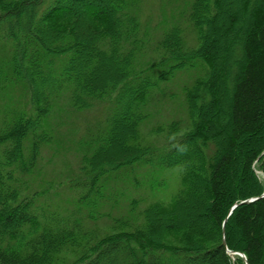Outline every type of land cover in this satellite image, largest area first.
Wrapping results in <instances>:
<instances>
[{"label":"trees","instance_id":"obj_1","mask_svg":"<svg viewBox=\"0 0 264 264\" xmlns=\"http://www.w3.org/2000/svg\"><path fill=\"white\" fill-rule=\"evenodd\" d=\"M152 1L0 0V264H264V0ZM105 109L66 150V113ZM147 167L179 169L167 200Z\"/></svg>","mask_w":264,"mask_h":264},{"label":"rangeland","instance_id":"obj_2","mask_svg":"<svg viewBox=\"0 0 264 264\" xmlns=\"http://www.w3.org/2000/svg\"><path fill=\"white\" fill-rule=\"evenodd\" d=\"M163 4L161 1L156 3L152 0H144V9L147 8L149 12H147V16L153 17L155 19H160V5ZM225 7H228V3L225 4ZM155 12V13H153ZM168 23V21H167ZM167 23L160 24L158 29L167 26ZM195 72V71H194ZM188 72V73H179L177 75H173L171 79L160 81L162 84L163 91H160V95L164 96V99L159 102L160 108H156V115L151 117L148 122L149 123H156L161 119H178L180 120L183 116L182 107H181V96H182V85L185 80H191L194 78L195 73ZM88 111V110H85ZM85 111L76 112L77 114L71 116L67 114L71 118V123H76L74 130H72V135L81 134L78 138H68L71 141V145L66 147V150H69L72 153H76L79 151L80 153L91 154L95 147L93 144V138L98 133L99 129L104 126V121L102 120L107 109L103 110L99 115H93ZM150 126H152L150 124ZM59 157L64 161L66 159V153L60 152ZM69 163V158H68ZM70 164V163H69ZM65 168H68V174L61 169V173H64V177L69 176L70 170L74 169V165L68 164ZM59 171V173H60ZM178 168H169L166 171H162L156 168H144V172H132L128 176L129 182H133L134 180L139 181L138 186H147L148 188L150 185H153L154 190L150 192L151 196H156L161 198L162 200H167L172 194L175 193L177 187L179 186V177H178ZM258 176L261 180L264 179V172L260 170L257 172ZM126 189L130 188L129 183L126 184ZM141 194V193H140ZM120 207L123 204H119Z\"/></svg>","mask_w":264,"mask_h":264},{"label":"water","instance_id":"obj_3","mask_svg":"<svg viewBox=\"0 0 264 264\" xmlns=\"http://www.w3.org/2000/svg\"><path fill=\"white\" fill-rule=\"evenodd\" d=\"M264 197V191H263V193H262V195L259 197V198H263ZM255 199H251V200H248V201H244V202H242L241 204H248V203H250V202H252V201H254ZM235 208V206L229 211V215L231 214V212H232V210ZM226 220L227 219H225L224 220V222H223V226H222V245L223 246H225V239H224V225H225V223H226ZM242 258H244L243 256H241Z\"/></svg>","mask_w":264,"mask_h":264}]
</instances>
